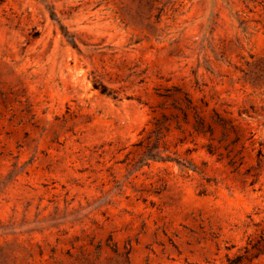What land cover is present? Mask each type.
Returning <instances> with one entry per match:
<instances>
[{
  "label": "rangeland",
  "instance_id": "rangeland-1",
  "mask_svg": "<svg viewBox=\"0 0 264 264\" xmlns=\"http://www.w3.org/2000/svg\"><path fill=\"white\" fill-rule=\"evenodd\" d=\"M0 264H264V0H0Z\"/></svg>",
  "mask_w": 264,
  "mask_h": 264
},
{
  "label": "trees",
  "instance_id": "trees-1",
  "mask_svg": "<svg viewBox=\"0 0 264 264\" xmlns=\"http://www.w3.org/2000/svg\"><path fill=\"white\" fill-rule=\"evenodd\" d=\"M193 129H194V132L198 133V134H210L212 135V129H211V126H206V125H203L201 122H198V125H193ZM208 152L212 153L213 150L210 146H208ZM261 252V250H260Z\"/></svg>",
  "mask_w": 264,
  "mask_h": 264
}]
</instances>
